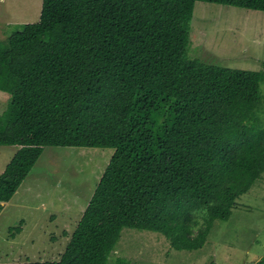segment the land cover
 <instances>
[{"label": "trees", "instance_id": "1", "mask_svg": "<svg viewBox=\"0 0 264 264\" xmlns=\"http://www.w3.org/2000/svg\"><path fill=\"white\" fill-rule=\"evenodd\" d=\"M197 2L264 12V0H43L37 23L0 42V147L17 148L0 214L45 147L114 150L60 260L19 264H108L124 229L200 250L263 179L264 63L189 59Z\"/></svg>", "mask_w": 264, "mask_h": 264}, {"label": "rangeland", "instance_id": "2", "mask_svg": "<svg viewBox=\"0 0 264 264\" xmlns=\"http://www.w3.org/2000/svg\"><path fill=\"white\" fill-rule=\"evenodd\" d=\"M42 1L0 0V42L22 25L37 23ZM190 26L189 59L263 69L264 12L197 2ZM261 91L264 96L263 85ZM2 94L0 115L10 98ZM262 111L264 126V104ZM16 151L0 147V175ZM113 154V149L45 147L0 214V264L60 260ZM263 257L264 176L237 201L228 221L214 223L202 249L177 251L159 233L124 229L108 264H256Z\"/></svg>", "mask_w": 264, "mask_h": 264}]
</instances>
